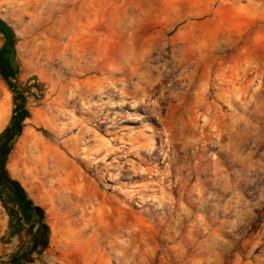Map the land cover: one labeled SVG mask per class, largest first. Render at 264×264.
Here are the masks:
<instances>
[{
    "label": "rangeland",
    "instance_id": "obj_1",
    "mask_svg": "<svg viewBox=\"0 0 264 264\" xmlns=\"http://www.w3.org/2000/svg\"><path fill=\"white\" fill-rule=\"evenodd\" d=\"M0 18L29 112L6 170L50 229L23 264H264V0H0ZM13 92L0 74V139ZM11 226L5 261L30 249Z\"/></svg>",
    "mask_w": 264,
    "mask_h": 264
},
{
    "label": "flooded vegetation",
    "instance_id": "obj_2",
    "mask_svg": "<svg viewBox=\"0 0 264 264\" xmlns=\"http://www.w3.org/2000/svg\"><path fill=\"white\" fill-rule=\"evenodd\" d=\"M5 61V60H4ZM5 63H7L5 61ZM16 122L11 129H6L4 135L0 139V157L2 156V151L10 149L9 141L11 138L19 132V124L17 122V117H15ZM4 143L1 145V142ZM0 195L5 199L8 205L7 212L11 213L9 215L11 219V232L14 237L26 236L30 239L29 244L30 249L20 256L10 257V261H14V264H20L26 261V258L32 256L39 249V243L43 241V231H42V211L37 208L27 196L24 195L23 191L18 187L15 181L9 177L5 167L2 166V160L0 158ZM20 248V247H19Z\"/></svg>",
    "mask_w": 264,
    "mask_h": 264
},
{
    "label": "trees",
    "instance_id": "obj_3",
    "mask_svg": "<svg viewBox=\"0 0 264 264\" xmlns=\"http://www.w3.org/2000/svg\"><path fill=\"white\" fill-rule=\"evenodd\" d=\"M15 43V40H14ZM0 74L3 78H5L8 82L9 87L13 90L16 91L17 90V81L15 78V72L12 70V68L8 67V63H5V61L2 59L1 55H0ZM26 92L27 89L25 88L23 93H19L18 96L14 97V114H13V118L17 117V122L19 124V131H21V126L22 123L24 121L25 118L28 117V109H27V96H26ZM45 134H48L47 131H44ZM9 153V150L6 149L5 151H2V156L0 157L2 160V166L5 167L6 170V160H7V155ZM7 172V170H6ZM15 183L18 185V187L23 191L24 195L27 196L26 192L24 191V189L22 188L21 184L14 180ZM28 198V196H27ZM29 199V198H28ZM0 200L2 201V203L4 204V207L8 210V205L5 202V199L2 197V195H0ZM30 200V199H29ZM30 202H32L30 200ZM39 209L42 211V231L44 234L43 237V241H41V243H39V249L37 250V252L40 254L41 252L45 251V249L48 246V242L50 239V234H49V226L47 225V223H45L44 221V211L39 207ZM8 214L10 215L11 213L8 212ZM37 263H43V264H49L46 263L45 261H43V259H40V261L37 260ZM0 264H14V261H10V260H4V258L0 257ZM23 264V263H20Z\"/></svg>",
    "mask_w": 264,
    "mask_h": 264
},
{
    "label": "water",
    "instance_id": "obj_4",
    "mask_svg": "<svg viewBox=\"0 0 264 264\" xmlns=\"http://www.w3.org/2000/svg\"><path fill=\"white\" fill-rule=\"evenodd\" d=\"M0 35L4 37L5 43L0 49V55L3 60H5L8 63V67L12 68V70L15 72V78L17 81V90L13 92V96H18L19 93H23L24 89L21 86L19 79H20V71H21V64L18 61V54L16 51V46L14 43L15 39V32L5 20L0 18ZM16 122L15 118H12L9 125L8 130L11 129ZM4 135V134H3ZM20 131L16 133L11 140L9 141L10 148L11 146L16 142V140L19 138ZM4 143V141L1 142V145ZM10 150V149H9ZM8 174V173H7ZM37 208H39L37 206Z\"/></svg>",
    "mask_w": 264,
    "mask_h": 264
},
{
    "label": "crops",
    "instance_id": "obj_5",
    "mask_svg": "<svg viewBox=\"0 0 264 264\" xmlns=\"http://www.w3.org/2000/svg\"><path fill=\"white\" fill-rule=\"evenodd\" d=\"M9 228H10L9 216L6 215L4 213V211H2V209L0 208V241H1L2 237L6 234V232L8 231ZM19 245H20V243H1L0 242V257L1 256L9 257L8 254L11 253V251H12L11 248L14 246L20 247ZM5 257H4V259H5ZM54 260H56L55 262L57 264H77L75 262H73V263L69 262L62 257H54ZM30 264H41V263H30Z\"/></svg>",
    "mask_w": 264,
    "mask_h": 264
},
{
    "label": "bare ground",
    "instance_id": "obj_6",
    "mask_svg": "<svg viewBox=\"0 0 264 264\" xmlns=\"http://www.w3.org/2000/svg\"><path fill=\"white\" fill-rule=\"evenodd\" d=\"M179 3L185 4V3H183V1H179ZM89 11H91V9H90ZM240 16H243V15H242V14H240Z\"/></svg>",
    "mask_w": 264,
    "mask_h": 264
}]
</instances>
